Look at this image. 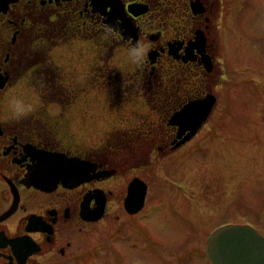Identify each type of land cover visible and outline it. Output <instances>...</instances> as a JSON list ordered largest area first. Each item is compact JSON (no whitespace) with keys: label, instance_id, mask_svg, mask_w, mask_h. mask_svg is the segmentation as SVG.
Wrapping results in <instances>:
<instances>
[{"label":"rangeland","instance_id":"obj_1","mask_svg":"<svg viewBox=\"0 0 264 264\" xmlns=\"http://www.w3.org/2000/svg\"><path fill=\"white\" fill-rule=\"evenodd\" d=\"M167 3L175 6L180 0ZM220 6L219 28L214 22L211 28V37L216 30L219 61L201 83L217 101L198 130L175 150H157L168 133L165 116L131 84L141 70L131 62L129 48H110L111 38L105 41L100 33L89 31L66 47L46 50L36 86L37 68L30 59L18 83L0 92L9 105L18 99L40 110L48 128L61 131L56 134L75 136L72 149L104 140L109 152L121 157L129 150H116L120 144H142L136 166L127 165L102 182L108 196L103 217L85 226L77 222L78 244L92 245L84 258L108 264L122 250L127 255L123 264H156L145 258L159 264H165L161 258L167 264H175L176 258L202 264L198 255L205 254L206 238L219 224L247 222L264 235V0H220ZM46 60L50 69L43 73ZM174 68L157 67L153 78L163 84L185 81L186 94L201 89ZM133 175L148 185L145 206L135 218L122 206Z\"/></svg>","mask_w":264,"mask_h":264},{"label":"flooded vegetation","instance_id":"obj_2","mask_svg":"<svg viewBox=\"0 0 264 264\" xmlns=\"http://www.w3.org/2000/svg\"><path fill=\"white\" fill-rule=\"evenodd\" d=\"M98 1L100 4H96V0H0V92L5 93V89L18 83L16 79L23 74L30 59L35 60L37 67L46 50L66 47L74 37L83 39L89 31L103 34L105 41L111 38L110 48L120 44L127 50L137 41H143L149 51L145 63L136 66L137 69L149 68L153 76L157 67L167 64L188 74L187 83L200 85L197 93L187 94L185 81H176V78L168 84L153 79L149 85L147 102L153 103L165 116L163 125L168 129L157 150L172 151L181 147L180 144L174 147V141L179 140L176 137L179 126L170 121L172 115L188 102L203 99L207 94H212L217 101L215 94L206 91L201 83H205L219 61L218 43L214 39L216 30L213 29L211 37V28L213 22L215 29L220 25V0H180V4L170 7L167 0ZM113 3L122 6V10L117 11L129 19L131 28L126 27L120 17L112 18ZM48 61L41 67L43 73L49 72ZM47 123L40 110L19 120L12 119L8 97L0 93V264H98L97 258L83 257V252L92 245L86 241L78 244L76 225L85 226L103 217L108 196L102 182L115 172H122L127 165L136 166L142 144L133 147L129 143L120 144L116 150H129V155L121 157L117 152L110 153L109 143L102 142L104 140L95 147L75 150L69 147L75 136L58 135L59 128L52 127L55 133ZM56 153L88 163L87 170H90L85 180L58 179L55 183L42 184L38 179L44 174L41 169L51 163ZM134 177L137 175L127 182L122 197L124 210L128 184ZM145 203L146 196L143 207ZM101 204L103 212L99 218L83 217V214L90 217L92 213L87 212ZM140 211L125 210L132 218ZM120 252L118 258H112L108 264H123L122 258L127 255L125 251ZM198 256L202 264L206 259L211 264L206 253ZM162 259L167 264L166 258ZM144 260L159 264L153 258ZM175 262L187 264L189 260L176 258Z\"/></svg>","mask_w":264,"mask_h":264},{"label":"water","instance_id":"obj_3","mask_svg":"<svg viewBox=\"0 0 264 264\" xmlns=\"http://www.w3.org/2000/svg\"><path fill=\"white\" fill-rule=\"evenodd\" d=\"M96 4H100V2L96 0ZM112 7L115 9L112 18L120 17L123 24L130 27L129 19L123 18L117 11H121L122 6L114 4ZM197 36L200 39V35ZM150 56L153 55L150 54ZM214 103L215 97L212 94H207L203 99L188 102L172 115L170 121L179 126L176 135L179 140L174 141L176 143L174 147L190 139L208 117ZM51 160L45 169H41L44 174L38 178L44 185L55 183L58 179L65 182L85 180L90 170H87L88 163L75 158L64 157L62 154L56 153ZM82 166L87 167L80 169ZM37 185L40 186V181ZM146 192V182L138 176L134 177L128 184L127 194L124 198L125 210L129 213L139 211L144 205ZM102 212L103 206L101 204L95 210L87 212L92 213L90 217L84 214L83 217L97 219L102 215ZM206 254L212 264H264V236L249 224H225L215 229L208 237Z\"/></svg>","mask_w":264,"mask_h":264},{"label":"clouds","instance_id":"obj_4","mask_svg":"<svg viewBox=\"0 0 264 264\" xmlns=\"http://www.w3.org/2000/svg\"><path fill=\"white\" fill-rule=\"evenodd\" d=\"M149 48L143 43V41H137L129 48V57L133 64L142 66L145 63ZM34 111L32 105H25L23 101L13 99L10 101L11 118L19 120Z\"/></svg>","mask_w":264,"mask_h":264},{"label":"trees","instance_id":"obj_5","mask_svg":"<svg viewBox=\"0 0 264 264\" xmlns=\"http://www.w3.org/2000/svg\"><path fill=\"white\" fill-rule=\"evenodd\" d=\"M31 58L30 56L28 57V59ZM40 59V58H39ZM36 71L33 72L34 78H37V80L35 81V86L40 83V60L37 63V67H36ZM141 70V73L139 74V77L137 78L136 81H131V84L136 83L138 85V87L140 88V92H142V94L144 95V97H148L150 98V88L149 85L152 83V80L154 79L152 75L149 74V70L147 69V71H143ZM36 76V77H35ZM151 80V82H149ZM146 83V84H143ZM149 83V84H148ZM126 85V84H125ZM127 87L129 88V85H127ZM125 87L122 88V90ZM145 88V89H144ZM37 89V87H36ZM152 90V89H151ZM38 91V89H37ZM129 92V91H128Z\"/></svg>","mask_w":264,"mask_h":264}]
</instances>
